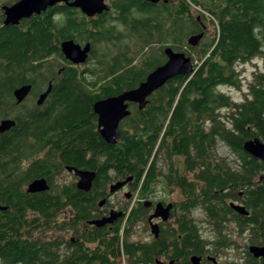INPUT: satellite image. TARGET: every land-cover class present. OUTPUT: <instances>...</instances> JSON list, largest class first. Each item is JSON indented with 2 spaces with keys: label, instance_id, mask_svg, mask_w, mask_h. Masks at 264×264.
Wrapping results in <instances>:
<instances>
[{
  "label": "trees",
  "instance_id": "obj_1",
  "mask_svg": "<svg viewBox=\"0 0 264 264\" xmlns=\"http://www.w3.org/2000/svg\"><path fill=\"white\" fill-rule=\"evenodd\" d=\"M8 1L14 4L19 0ZM113 3L125 13L135 7L154 9V5L143 0ZM207 5L210 8L205 9L204 5L202 10L213 18L215 35L199 48H191L187 39L199 25L192 6L201 8L200 0H178L173 11L154 9L152 19L129 23L132 26L135 23V29L138 24L145 28L136 36L139 44L128 45L122 53L99 60V69L106 73L103 79L113 76L111 87L102 92L82 89L76 73L70 71L66 81L54 85L43 108L37 106L35 99L17 106L15 89L32 84L35 93L40 92L48 74L64 66L63 63L70 65L60 53L62 40L107 38H96L84 19L71 18L61 29L51 16L45 15L0 32V122L6 118L16 120L14 128L0 134V204L7 208L0 210V264H122L123 259L125 264H154L157 243L132 241L138 224L147 223L131 207L132 200L126 206L124 218L107 235H102L101 229L88 234V242H99L94 252L81 246L64 258V238L49 235L63 231L58 214L66 205L73 206L77 213L75 221L66 222V229L76 230L74 223L86 220L96 201L106 195V187L99 182L111 183L106 179L109 169H115L119 176L137 175L133 198L146 176L139 194L144 199L152 190L158 162L172 164L177 155L185 156V164L196 155L204 158L208 193L203 205L216 218L220 211L227 214L223 194L228 186L244 188L252 216L240 217V227L250 229L251 244L264 245V179L254 183L255 179L264 178V162L244 151L248 140L258 137L264 141V65L249 85L245 101L236 102L218 90L222 86L241 88L238 65L257 58L264 64V0H221ZM151 22L154 24L150 26ZM150 38L158 40L161 50L169 43L175 51L188 48L192 51L189 55L197 54L191 56L195 73L169 81L150 99L146 110L134 109L121 124L120 140L110 145L96 131L94 104L138 87L164 63V55H159L162 60L148 58L146 48ZM132 53L138 58L146 56L141 67L132 65L133 58L128 59L126 54ZM220 144L236 154L239 162L220 156ZM44 149L49 152L41 154ZM56 152L61 153L64 165L97 172L91 192L74 187H55L39 194L27 192L34 180L50 179L56 171V164L51 162ZM38 155L47 159H36L27 168L23 166L24 161ZM235 163H241L242 168L232 167ZM116 173L112 175L115 179ZM190 206L193 209L197 203L193 201ZM216 241L227 247L225 237L218 236ZM187 243L192 254H200L206 242L193 230L183 241L184 249ZM245 253L243 264H264V259ZM224 264L241 263L233 260Z\"/></svg>",
  "mask_w": 264,
  "mask_h": 264
},
{
  "label": "flooded vegetation",
  "instance_id": "obj_2",
  "mask_svg": "<svg viewBox=\"0 0 264 264\" xmlns=\"http://www.w3.org/2000/svg\"><path fill=\"white\" fill-rule=\"evenodd\" d=\"M70 1H73V0H70ZM114 1L115 0H111V1L106 0V3L110 7V11L104 12L100 15H95L94 17H88L87 15L82 13L80 9L70 8L66 6L65 4L61 3L52 8H49L46 12H43L41 15H34L31 18L33 19L35 16H42V15L51 16V19L61 29H64L65 24L71 18L84 19L86 24L91 26L90 31L93 32L96 38L106 37L107 39H102L101 41L90 39V40L82 41V42L78 41L77 39H70V38L62 40L60 42V48H61L60 53L61 55H63L64 60L70 63V65L67 63H63L64 66L48 74L45 78L46 85L43 87V89L37 93H35L33 89L30 96L26 99V101H24L20 105L17 104V106L30 103L31 101H33V99H35V102L37 104V100L39 96L46 91L48 86L52 84L54 87L56 83L60 84L61 82L66 81L67 74L70 71L76 73L77 78H79V82L81 84L82 89H89L91 91L102 92L104 91V89L111 87L110 83H111V78L113 76L110 75V77L103 79V76H105L106 73L99 69L100 67L99 60H101L102 57L106 56L105 49L106 48L110 49L111 53L113 52L112 53L113 55L122 53L128 48L129 41H131L132 38H135L137 35H141L145 31V28H142L138 24L137 26L141 28L142 32L141 33L134 32V35H131L129 33V26H130L129 23L132 20L137 22V21L145 20L147 18L152 19L154 16L153 12L157 10L173 11L174 10L173 5H175L176 3V0H159L158 3H152V2L143 0V2L154 5L155 10L153 9L154 11L153 10L145 11V10H141L140 8L135 7V8H132L128 13H125L120 9V7L115 6V4L113 3ZM211 1L220 2L221 0H204V4L206 5L207 9L210 8L209 6H207V3ZM11 5H12V1H8V0L0 4V32L5 27H12V25H9V26L5 25L4 22H5L6 16H5V12L2 9L4 6H11ZM197 20L199 22V25L196 26L195 30H192L193 33L190 34L188 39L192 36L199 35L201 33H204V37L200 45L197 47H191L188 44L191 48H199L202 45V42L207 41L209 37V33H210V26H209L210 19L208 20L207 16L203 14V15H199L197 17ZM152 24L154 23L151 22L149 25L151 26ZM135 27H136L135 23H133V28ZM67 40H73L75 43L80 44L82 47H84L88 43L91 44V53L85 64L74 65L73 63H71L70 61L66 59L61 46H62V43ZM122 42L126 43V47H123L121 45ZM167 47H171L170 44L169 45L166 44L163 50L161 49L159 50V55H164L163 57L164 63L159 66H162L167 62V56L165 55V52H164ZM185 49L187 52H183V51H176V52H183L187 56L191 57V55H189L188 53H191L192 51L188 48H185ZM126 55L128 59H132V55L131 56L128 54ZM64 60L62 62H65ZM137 61L140 62L142 66L146 60L142 62L140 58H138V60L134 59V62L132 65L141 67L137 64ZM263 65L264 64L262 63V59H261V66L255 65V72L253 76H255L256 73L263 71ZM65 66H71L73 68L67 69ZM122 71L123 70H120L119 73H122ZM119 73H116L115 75ZM144 81H142L141 83H143ZM165 86H163L162 88H164ZM136 88H133V89H136ZM161 89L156 91L153 95H151L148 98V104L146 108L143 110H140L138 104L130 103L129 110L131 114L134 112V109L138 111L146 110L151 102L150 99L154 97ZM126 91H129V90H123L122 93ZM109 97H113V96H109ZM46 103H47V100L45 101L44 105L41 106V108L45 107ZM96 118H97L96 131L100 132L98 128V116ZM123 121L121 122V124L123 123ZM121 124H120V132H121ZM120 138H121V135H120ZM102 139L104 140L103 137ZM48 152H49V149H44L43 151H41V154H47ZM234 155L237 157V159L233 161L239 162V157L236 154ZM42 156L43 155L41 156L38 155L36 157H32L24 161L23 166L27 168L36 159H39V160L47 159V158H44V156L43 157ZM101 158L105 159V157L103 156ZM203 159H204L203 157H200V156L198 157L196 155V157L191 158L189 160L188 164H185V160H186L185 156L177 155L173 157V160H171L174 163L169 164V165L168 164L166 165L162 160H160L158 162V166H157L158 168L155 171L156 177L154 179V182L151 188L152 190L150 191L147 190L148 192L146 193L144 199L140 197L139 194L143 191V182L145 181L146 176L144 177V181L141 183L139 187L138 197L135 200L132 207H135L139 211V214L142 215L141 217L143 219H146L147 223L149 224V228H150L149 218L155 213L157 206L159 204L163 205L164 208H167L169 205L171 206L168 220H164L163 217H160V218L154 219L153 221L155 224L159 226V236L158 237L152 234L151 228H150V232L152 234L151 235L152 240L147 241V242L155 241V243H157L156 246L158 248V252L156 254V259H155L154 264H157L158 261L163 262L165 264H169L171 262H173L174 264H193L192 257L194 256L201 257L200 264H224L225 262L220 263V260L217 255L220 254V252H223L224 250H232L235 253L239 252V250L243 248L238 244L237 241L234 240V238L237 236L239 237L244 236L246 238L245 240L248 241V244L244 246L243 257H238L237 259H234V261L243 264L246 258L245 252L247 251L249 252V248L251 246H254V244H251V242L249 241L248 234H249L250 229L246 227L244 228L240 227V217H251L252 216L251 214L252 211L249 210V207L247 206L248 199H247L244 188L235 187V185L233 184L230 187L228 186V189L226 191L224 190L225 192L222 190L225 193L223 195H225L226 197L225 204L228 207V209H226L228 211L226 212L227 214H224L223 212L220 211L218 214V218H216L214 214L210 213L209 208L203 205V202L206 201V196L208 193V188H207L208 183L206 180V177L208 176L207 164L203 163ZM51 162L54 165L56 164V168H55L56 171L50 175V179L42 177L47 180L51 189L55 187H60V188L74 187L77 190L82 191L78 187V184L80 182V177L76 175V172H75L76 169L80 171L94 172L96 173V179H97V172L93 169H89L86 167H79L76 165H64L60 152H56ZM232 167L236 169H241L242 165L241 163L240 164L235 163L234 165H232ZM70 169H72V171H70ZM64 172L70 174L73 177V180L71 183L61 181V177ZM115 173H116L115 169H109L107 171V178H106L108 180L107 183L110 182V180H111V183H108L106 185V183L104 182L103 183L99 182L100 186L101 184H103L102 186L106 187V190H105L106 195L102 197L100 200L96 201L94 209L87 215V218H85L86 220H79L77 224L74 223V225L77 228L76 230L66 229L67 228L66 222L75 221V219L77 218V213L74 207L70 205H66L65 207L61 209L60 213L58 214L59 223H61L63 227V231L61 233H64V234L69 233L71 236L70 238H66L65 236H63L64 242L62 244V255L64 258L65 256H68L72 251H74L77 248H80L81 246L84 250H87V251L91 250L92 252H94L98 248L99 242H88V239H89L88 234L92 233L96 229H101L103 230L101 231L102 235H105V234L107 235L108 232L112 231L115 225L118 224L119 221L124 218L126 214V206L129 201L133 200L134 188L137 183V175H129V176L120 175L119 176L116 173L117 176L115 179L112 177V175L114 176ZM42 178H38V179H42ZM96 179L94 180L92 188L90 189L89 192H91L94 189ZM263 179L264 178L262 177L257 178L255 179L254 183H260V181H262ZM127 180H130V181L124 187L120 188L119 190L115 192L111 191V187L113 185L125 182ZM160 186L163 187L164 192ZM82 192H85V191H82ZM89 192H85V193H89ZM116 195H122L124 198V201L118 204H116L115 202L113 203L112 199ZM167 197H170L171 199L167 200ZM193 201L197 203V206H195L192 209L190 205ZM102 202H104V205L100 206ZM233 205H240V206L245 207L246 210L249 212V216L240 215L236 210L233 209ZM112 212H115L117 215V219L113 223L107 224L104 227H97L95 225L90 224V222H93V221H98L104 218H109ZM60 217H61V220H60ZM193 230L196 231V233L200 236L201 240L206 242L203 244V250L201 251L200 254H192L191 248L189 247V243H187V246H185V249L183 246V241L185 237L188 236L191 231L193 232ZM210 233L211 235H215L217 238L218 236L225 237L227 247H225V245L222 242H217L216 241L217 239H215L214 241H210V242L205 240L204 236ZM139 242H142V241H139ZM147 242L144 241L142 243L145 244ZM166 245L169 246V249L165 248ZM256 246H259V245H256Z\"/></svg>",
  "mask_w": 264,
  "mask_h": 264
},
{
  "label": "water",
  "instance_id": "obj_3",
  "mask_svg": "<svg viewBox=\"0 0 264 264\" xmlns=\"http://www.w3.org/2000/svg\"><path fill=\"white\" fill-rule=\"evenodd\" d=\"M152 3H158L159 0H145ZM65 4L70 8L80 9L82 13L88 17H94L104 12L110 11L109 5L106 0H19L11 6H4L2 9L5 12V25L17 26L22 21L31 19L34 15H41L46 12L49 8H52L58 4ZM200 20V18H199ZM204 33L192 36L188 39V44L191 47H197L200 45ZM62 51L68 61L74 65L85 64L91 53V44L88 43L84 47L80 44L75 43L73 40H67L62 43ZM165 55L167 56V62L157 67L152 71L147 79L139 85L138 88L126 91L118 96L109 97L97 101L94 104V112L98 116V128L108 144H115L120 138V124L121 122L130 116L129 104L135 103L139 105L140 110L146 108L148 104V98L153 95L156 91L165 86L170 80L178 76H191L195 73L194 62L192 58L187 56L183 52H176L171 47L165 49ZM53 85L50 84L46 91L42 93L38 100L37 106L41 107L44 105L48 96L52 92ZM33 90L32 84H25L14 91V98L18 105L22 104L30 96ZM16 126V120L11 118L3 119L0 122V134L9 132ZM244 151L262 162H264V141L260 138H254L248 140L244 144ZM72 171V169H70ZM76 175L80 177L78 187L80 190L89 192L92 188L93 182L96 179V173L89 171L75 170ZM130 180L122 183L115 184L111 187V191L115 192L120 188L124 187ZM51 189L47 180L37 179L34 180L28 186V193L37 194L48 192ZM104 202L100 204L103 206ZM171 206L164 208L163 205L159 204L156 208L155 213L150 216V228L153 235L159 236V226L155 224L154 219L163 217L164 220H168ZM233 209L236 210L242 216H249V212L245 207L240 205H233ZM0 210H7L6 207L1 206ZM117 219L115 212H112L109 218L90 222L91 225L97 227H104L107 224L113 223ZM250 254L255 259H264V246H251L249 248ZM201 257H192L193 264H200ZM157 264H165L158 261ZM169 264H174L173 262Z\"/></svg>",
  "mask_w": 264,
  "mask_h": 264
},
{
  "label": "rangeland",
  "instance_id": "obj_4",
  "mask_svg": "<svg viewBox=\"0 0 264 264\" xmlns=\"http://www.w3.org/2000/svg\"><path fill=\"white\" fill-rule=\"evenodd\" d=\"M6 0H0V4H2L3 2H5ZM111 1V0H110ZM203 4V6L201 8H198L197 6H192V14L194 15L195 18H197L199 15H205L207 16L210 24V33H209V40L214 37L215 35V25L213 24L212 20L213 18L211 17V15L209 13H207V11H204L202 9H204V0H200ZM178 2V0H176V3ZM208 6V5H207ZM173 7H175V5H173ZM206 7V6H205ZM207 9V8H205ZM134 32L136 33H141L142 30L141 28H133L132 25L129 26V33L131 35H134ZM149 44H148V47L146 48V50L148 51V58H153V59H156V60H162V57L159 56V50H160V43L158 42V40H154L153 38H150L149 39ZM136 44L138 43V41L136 40V37L135 38H132L131 41H129V45L132 47L133 44ZM139 44V43H138ZM169 45V43H167ZM121 45L123 47H126V43L122 42ZM143 46V45H142ZM115 51V50H114ZM128 51V50H127ZM133 50H131L132 52ZM129 52V51H128ZM183 52H186V51H183ZM105 53H106V56L112 54L110 49L106 48L105 49ZM134 53H132V58L135 59V60H138V57L135 55ZM197 55V54H196ZM194 54H192L191 56H196ZM140 60L143 62L146 60V56L145 57H140ZM137 64L139 66H141V63L137 61ZM255 64L256 66L257 65H260L261 66V59L260 58H257V59H254L253 61L245 64V65H238L237 66V69L239 70L240 72V80H241V88L237 89V88H229V87H225V86H222L220 87L218 90L228 94L233 100H235L236 102H243L245 101L246 99V96H248L249 94V85L251 84V82L253 81V74L255 72ZM92 67V66H90ZM219 155L220 156H223L224 158H227L229 160H235L237 159V157L229 150V148L223 144H220V147H219V151H218ZM73 180V177L64 172L62 174V177H61V181L63 182H67V183H71ZM161 187V186H160ZM161 189L163 190V187H161ZM164 192V190H163ZM158 195V193H157ZM137 194L135 195L134 199L132 200V203H131V207L133 206L135 200L137 199ZM171 198L170 197H167V200H170ZM122 201H124V198L122 195H116L113 199H112V202L118 204V203H122ZM198 213V212H196ZM62 217V216H61ZM61 217H60V220H61ZM63 218V217H62ZM54 235H57V236H65L66 238H70V234L69 233H52L50 234L49 236H54ZM151 232H150V228H149V224L146 223V222H140L138 224V226L136 227V230H135V233H134V236L132 237V241H142V242H147V241H150L152 240V237H151ZM205 240L207 241H214L215 239H217V237L215 235H211L208 234V235H205ZM246 238L243 236L239 237H235L234 240L238 242V244L243 248L241 250H239V252H234L232 250H224L223 252H220V254H218V258L220 260V263H224L226 261H233L234 259H237L238 257H243V254H244V246L246 244H248V241L245 240ZM126 263V260L123 259L122 260V264H125Z\"/></svg>",
  "mask_w": 264,
  "mask_h": 264
}]
</instances>
